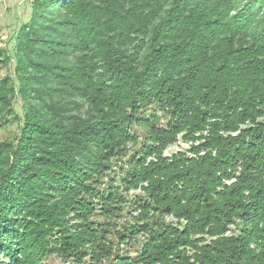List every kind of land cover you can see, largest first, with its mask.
<instances>
[{
    "label": "trees",
    "instance_id": "16d2710c",
    "mask_svg": "<svg viewBox=\"0 0 264 264\" xmlns=\"http://www.w3.org/2000/svg\"><path fill=\"white\" fill-rule=\"evenodd\" d=\"M14 39L0 264H264V0H31Z\"/></svg>",
    "mask_w": 264,
    "mask_h": 264
},
{
    "label": "rangeland",
    "instance_id": "374dc122",
    "mask_svg": "<svg viewBox=\"0 0 264 264\" xmlns=\"http://www.w3.org/2000/svg\"><path fill=\"white\" fill-rule=\"evenodd\" d=\"M31 0H0V48H6L11 54L14 49V36L20 29L22 23L27 21L30 13ZM14 62L7 65H0V77H6L13 72ZM22 102L20 100L14 103V113L9 115L7 124L0 125V146L8 143L19 134V122L15 121L14 115H22ZM16 112V113H15ZM14 119V120H13ZM188 144L179 142L177 145L171 146L166 155L170 156L174 152L187 149ZM140 190L132 191L131 196L141 194ZM171 220V219H168ZM124 222V220H122ZM122 223V222H121ZM85 264H110L109 262L93 263L87 261Z\"/></svg>",
    "mask_w": 264,
    "mask_h": 264
}]
</instances>
